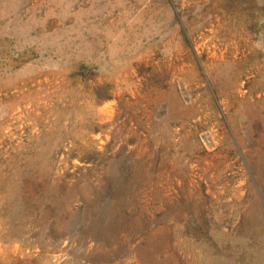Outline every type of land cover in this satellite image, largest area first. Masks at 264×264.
Wrapping results in <instances>:
<instances>
[{
  "label": "rangeland",
  "instance_id": "obj_1",
  "mask_svg": "<svg viewBox=\"0 0 264 264\" xmlns=\"http://www.w3.org/2000/svg\"><path fill=\"white\" fill-rule=\"evenodd\" d=\"M0 264H264V0H0Z\"/></svg>",
  "mask_w": 264,
  "mask_h": 264
},
{
  "label": "bare ground",
  "instance_id": "obj_2",
  "mask_svg": "<svg viewBox=\"0 0 264 264\" xmlns=\"http://www.w3.org/2000/svg\"><path fill=\"white\" fill-rule=\"evenodd\" d=\"M262 210V209H261ZM257 215V214H256ZM250 217V216H249ZM252 218V217H251ZM241 229V228H240ZM250 230V229H249ZM241 231V230H240Z\"/></svg>",
  "mask_w": 264,
  "mask_h": 264
}]
</instances>
